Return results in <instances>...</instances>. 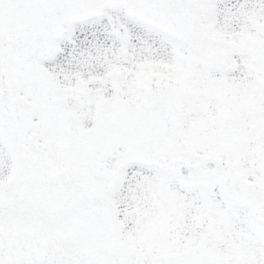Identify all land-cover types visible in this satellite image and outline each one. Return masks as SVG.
<instances>
[{
    "label": "snow or ice",
    "instance_id": "obj_1",
    "mask_svg": "<svg viewBox=\"0 0 264 264\" xmlns=\"http://www.w3.org/2000/svg\"><path fill=\"white\" fill-rule=\"evenodd\" d=\"M0 264H264V0H0Z\"/></svg>",
    "mask_w": 264,
    "mask_h": 264
}]
</instances>
